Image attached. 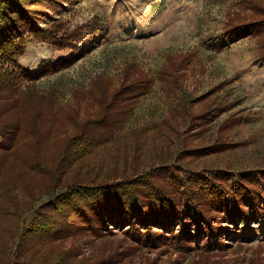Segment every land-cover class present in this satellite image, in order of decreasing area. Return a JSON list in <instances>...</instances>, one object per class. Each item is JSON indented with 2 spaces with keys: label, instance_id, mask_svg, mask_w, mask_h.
I'll return each mask as SVG.
<instances>
[{
  "label": "rangeland",
  "instance_id": "rangeland-1",
  "mask_svg": "<svg viewBox=\"0 0 264 264\" xmlns=\"http://www.w3.org/2000/svg\"><path fill=\"white\" fill-rule=\"evenodd\" d=\"M59 10L37 27L64 22L65 33L78 32L73 49L85 53L62 66L68 49L25 35L18 64L32 76L45 74L24 79L15 96L5 94L7 112L37 118L38 153L51 169L82 124L108 111L105 139L54 188L51 177L26 167L35 150L26 128L12 142L0 136V211L9 216L0 222L15 228L22 215V234L70 188L163 168L233 178L228 184L264 174V0H69ZM74 209L57 232L32 237L27 254H67L74 264H264V219L243 221L235 235L230 226L232 237L213 239L212 247L203 236L188 247L147 246L127 235L119 218L104 224L84 214L85 206ZM19 235L4 240L10 253Z\"/></svg>",
  "mask_w": 264,
  "mask_h": 264
},
{
  "label": "trees",
  "instance_id": "trees-1",
  "mask_svg": "<svg viewBox=\"0 0 264 264\" xmlns=\"http://www.w3.org/2000/svg\"><path fill=\"white\" fill-rule=\"evenodd\" d=\"M68 2L69 0H0V136H9L12 142L17 139L20 129L26 128V137L35 140L34 154L27 159L26 167L51 177L55 183L54 188L68 168L89 155L93 147L105 139L104 130L108 126L111 112H104L105 116L83 123L79 133L63 144L51 169L45 158L38 153V144L41 145L38 141L42 134L38 136L37 118L33 116L28 119L15 110L7 112L9 105L6 104L7 98L4 95L9 93L15 96L24 79L37 80L45 74L32 76L18 64L17 59L24 51L25 35L52 44L61 51L68 49L70 54L60 64L62 66L73 64L79 54L85 53L84 49H73L78 32L65 33L64 22L55 21L47 30L36 25L40 17L48 13H59L61 3ZM12 107L15 109V105ZM37 111L40 115V110ZM32 121L33 128L30 124ZM157 172L158 175L155 172L124 182L92 187H87L86 184L70 188L67 192L54 196L52 201L43 206L36 219L22 234V215L17 219L15 228L0 222V243L3 242L0 244V264H74L72 257L68 258L67 254L52 256L49 252L44 255L41 250L27 254L25 248L30 242H34L32 237L57 232V226L62 227L67 219L66 210L72 208L74 211L75 206H79V209L85 206L87 210L83 211L84 214L88 215L89 212L104 224L107 219L119 218L122 224L129 227L127 235L133 233L138 243L147 246L168 244L170 241L173 246L188 247L195 236H203L208 240L207 247H212L213 239L223 243L224 237H230V226L234 227L235 235L243 221L252 223L264 219V174H246L239 182L228 184L227 181H233V178L223 175L209 179L203 175L182 176L173 169L163 168ZM77 211L74 214L82 217V210ZM7 217V209L4 213L0 211V219ZM159 228L164 231L158 233L156 230ZM10 235H19L15 253H10L7 242H4ZM44 239L46 238H42Z\"/></svg>",
  "mask_w": 264,
  "mask_h": 264
}]
</instances>
